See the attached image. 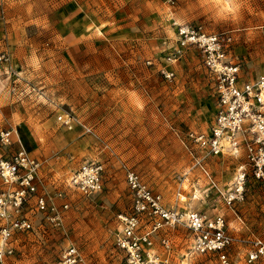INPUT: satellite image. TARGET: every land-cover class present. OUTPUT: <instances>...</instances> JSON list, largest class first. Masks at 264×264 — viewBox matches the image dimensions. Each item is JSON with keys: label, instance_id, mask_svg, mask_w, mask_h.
<instances>
[{"label": "rangeland", "instance_id": "374dc122", "mask_svg": "<svg viewBox=\"0 0 264 264\" xmlns=\"http://www.w3.org/2000/svg\"><path fill=\"white\" fill-rule=\"evenodd\" d=\"M0 7V52L8 55L0 60V129L16 131L10 145L0 142V155L21 143L38 163L34 189L0 219L30 222L13 229L5 264H59L69 245L82 256L78 264H126L115 242L119 215L134 209L126 167L160 193L162 210L222 215L232 236L228 264H264L246 257L254 237L264 239V179L247 150L213 155L189 139L214 122L216 74L185 32L219 35L239 82L254 80L264 74V0L227 8L205 0H0ZM86 161L102 165L92 193L71 181ZM242 171V192L229 203ZM17 187L0 178V192ZM140 223L156 225L159 264H219L216 253L194 250L182 220L158 211Z\"/></svg>", "mask_w": 264, "mask_h": 264}, {"label": "built area", "instance_id": "2783aa9c", "mask_svg": "<svg viewBox=\"0 0 264 264\" xmlns=\"http://www.w3.org/2000/svg\"><path fill=\"white\" fill-rule=\"evenodd\" d=\"M3 8L0 7V16ZM193 42H197L205 53L208 67L216 74V113L214 122L207 131L191 132L189 139L209 154L238 152L241 145L247 150V156L258 178L264 179V74L254 80L239 82V66L225 62V54L220 36L195 31H185ZM0 60H8L6 52H0ZM14 128L0 129V142L10 145L15 133ZM200 163V157L196 158ZM37 162L19 143L10 156L0 155V178L6 183H18L12 191L0 192V219L8 218L10 210L19 211L28 193L34 189L33 171ZM21 169L24 170L20 175ZM102 165L94 161L84 162L80 169L71 176L74 186L87 193L101 188ZM126 178L134 193V209L130 213L120 214L121 230L116 234V245L124 251L126 264H159L160 259L153 248L151 232L153 229L141 228L140 216L162 212L172 220H182L191 231L193 248L197 252H214L219 264H228L227 248L232 243V236L226 232L224 218L215 215L208 219L199 211H164L160 208V193L153 192L138 174L126 167ZM7 173V175H4ZM245 172L239 173L235 180V191L226 199L230 203L241 194ZM9 203V204H7ZM40 208L45 207L43 196L37 198ZM30 222L24 218H15L10 223L0 225V264L12 251L11 234L13 229L28 228ZM248 261L264 257V239L254 237L252 247L246 254ZM82 260L74 245H69L59 264H78Z\"/></svg>", "mask_w": 264, "mask_h": 264}, {"label": "snow or ice", "instance_id": "6c2138e0", "mask_svg": "<svg viewBox=\"0 0 264 264\" xmlns=\"http://www.w3.org/2000/svg\"><path fill=\"white\" fill-rule=\"evenodd\" d=\"M205 2H213L216 4H221V3H231L232 0H205ZM227 10H231V9H227ZM4 175H7V173H4Z\"/></svg>", "mask_w": 264, "mask_h": 264}, {"label": "clouds", "instance_id": "9594fccd", "mask_svg": "<svg viewBox=\"0 0 264 264\" xmlns=\"http://www.w3.org/2000/svg\"><path fill=\"white\" fill-rule=\"evenodd\" d=\"M221 4H223L227 8L230 3H221Z\"/></svg>", "mask_w": 264, "mask_h": 264}]
</instances>
